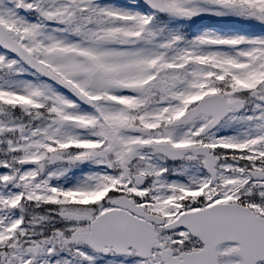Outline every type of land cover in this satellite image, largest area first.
<instances>
[{
	"label": "snow or ice",
	"instance_id": "6c2138e0",
	"mask_svg": "<svg viewBox=\"0 0 264 264\" xmlns=\"http://www.w3.org/2000/svg\"><path fill=\"white\" fill-rule=\"evenodd\" d=\"M0 264H264V0H0Z\"/></svg>",
	"mask_w": 264,
	"mask_h": 264
}]
</instances>
